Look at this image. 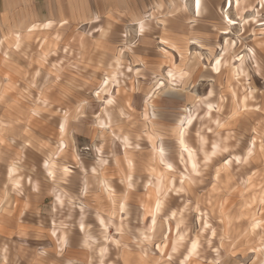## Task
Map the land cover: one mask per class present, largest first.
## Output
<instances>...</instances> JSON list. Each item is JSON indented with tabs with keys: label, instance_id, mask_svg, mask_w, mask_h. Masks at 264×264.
Here are the masks:
<instances>
[{
	"label": "rangeland",
	"instance_id": "rangeland-1",
	"mask_svg": "<svg viewBox=\"0 0 264 264\" xmlns=\"http://www.w3.org/2000/svg\"><path fill=\"white\" fill-rule=\"evenodd\" d=\"M166 1L121 6L131 9L130 21L113 20L111 13L72 26L57 20L10 52L0 70V174L17 165L25 202L33 181L38 185L33 198L40 207L26 224L40 222L43 238L53 220L67 225L82 264H262L264 9L260 0H236L230 11L238 12L237 23L225 32L218 23L223 0H201L199 16L195 0ZM137 16L147 18L142 33ZM226 47L216 72L210 50L215 55ZM158 80L164 86L153 95ZM97 91L114 103H101ZM181 120L185 144L178 138ZM61 138L68 148L57 157ZM77 157L78 171L65 176V163L76 169ZM49 158L54 179L43 167ZM106 178L111 195L102 189L104 180L112 189ZM170 187L184 191L167 192ZM60 237L67 241L64 231ZM81 239L88 241L84 249Z\"/></svg>",
	"mask_w": 264,
	"mask_h": 264
},
{
	"label": "crops",
	"instance_id": "crops-1",
	"mask_svg": "<svg viewBox=\"0 0 264 264\" xmlns=\"http://www.w3.org/2000/svg\"><path fill=\"white\" fill-rule=\"evenodd\" d=\"M147 3L162 5L166 4L167 1L0 0V70L7 68L10 52L17 53V45L20 46L25 37H40L42 32L49 31L57 20H61L59 24L72 26L73 24H83V22H88L89 20L98 21L103 14L111 13L113 20L130 21L132 19L131 9L129 7L122 9L121 6ZM178 3L179 1H176V4ZM98 6H111L112 8L105 10ZM141 17L144 16H137L136 25H138V18ZM144 18L146 22L147 18ZM116 62L118 63L119 61L116 60ZM115 78L116 76H108L104 80L108 82L110 79L113 80ZM103 84L105 85V83ZM63 125L65 134L67 128L65 119ZM2 143L3 140L0 138V145H3ZM63 143L65 151L68 148L67 141L63 139ZM13 166H15L16 171L9 175V170ZM102 178H100V184ZM106 179L110 185H113L111 180ZM8 180L12 182L11 188L7 184ZM16 180L20 182L19 189L14 187ZM112 185L110 194L102 186L103 191L111 195L114 189ZM84 188L87 189L86 187ZM23 192V178L18 173L17 165L12 163L8 166L7 174H0V264H82L81 255L83 251L80 252L81 257L75 254L76 252H73L69 229L63 228L56 223V229H59V231L57 236H53L52 232L55 229L52 224L50 225V237L43 238L40 222L37 224H26L25 217L34 216L40 207L37 205L38 200L33 198L34 196L35 198L38 197L40 188L33 181L30 192L33 199H31L32 202H25L22 196L24 195ZM62 231L67 236L66 245L63 248L60 247L61 243L58 240ZM80 232L84 233L83 231ZM81 240V249H84L88 245V241L86 239ZM43 244L51 245L54 250L46 252V247L41 246ZM10 246L15 251L12 254H9Z\"/></svg>",
	"mask_w": 264,
	"mask_h": 264
},
{
	"label": "snow or ice",
	"instance_id": "snow-or-ice-1",
	"mask_svg": "<svg viewBox=\"0 0 264 264\" xmlns=\"http://www.w3.org/2000/svg\"><path fill=\"white\" fill-rule=\"evenodd\" d=\"M235 2H236V0H223L222 4L220 6V15H219V18H218V23H219V26L221 28H223L225 32L231 31L232 29H231L230 26L235 25L237 23L236 15H238V12L236 14H233L230 11V9L234 6ZM200 8H201V0H195V14L197 16H199V14H200ZM260 8L264 9V0H260ZM244 22L246 23L247 21H244ZM138 24H139V31L142 33L144 31L145 21L144 20H139ZM125 35H131V34H125ZM133 38H135V37L133 36ZM228 45L234 47V42L233 41H228ZM17 47H19V45H17ZM226 51H227V47L222 49L221 52H217V53H215V55H212L211 54L212 50H210V59H214L215 60V65H216L215 71L216 72H220L221 71L219 65H221V63H222V58H223L222 53L226 52ZM248 51L252 52V49H248ZM254 55H255V53H253V56ZM217 56H221V58H216ZM236 58L239 59V60L243 59V57H240V56H237ZM262 70H264V69H262ZM37 75H39V73H37ZM182 75L183 76H187V73L184 72V73H182ZM168 76L171 77L172 79H175V77L173 75V72H171V71H169ZM104 83L106 84L107 81H104ZM163 86H164V81L158 80L156 82V84L154 85L153 89H152V94L155 95L156 90L157 89H162ZM209 95H211V93H209ZM96 98L100 99L101 103H104L106 105H112L114 103L113 99H111V98H102L101 97V93L99 91L96 92ZM77 112L78 113L80 112L79 108L77 109ZM145 119H147V117H145ZM184 123L185 122L183 120H181L180 125H179V131H178V135L180 137V143L181 144L184 143V139H183V137H184ZM187 123L191 124L192 120L188 119ZM100 127L101 128H106L107 125L102 123V124H100ZM60 131L61 132L64 131V125L63 124L60 125ZM209 131H211V129H209ZM253 143H255V141H253ZM215 147L216 146L213 145V148H215ZM64 148H65V146H64V143H63V139L61 138V140H60V142H59V144L57 146V150H55V152H54V155L59 157L60 154L64 151ZM223 151H228V149L224 148ZM162 152H163V149H161V153ZM249 154H251V152H249ZM213 155H215V152H213ZM76 159H77V168L76 169L70 167L67 163H65V165H64V167L62 169V171L65 174V176H68L69 174H75V172L78 171L79 158L77 157ZM50 160H51V158H49V160H44L43 161V167L45 169H48L47 176L48 177H52L54 179L55 178V173L52 171V168H55L56 165H55V163H50ZM226 162H229V161H226ZM180 163H185L182 156L180 157ZM205 163H207V160H205ZM167 167L171 170L173 165L172 164H168ZM15 171H16L15 166H13L9 170V175L14 173ZM92 171H95V169L93 168ZM192 171H193V173H195V175H197V176L200 175L199 171H197V165L195 163H193V165H192ZM127 180H128V185H127L128 189H132L133 188V183H132L133 176L131 174H129L128 177H127ZM179 182H180L181 185H183L184 178L181 177ZM29 183H31V179H29ZM14 187L17 188V189L20 188L19 180L15 181ZM173 191L176 192L177 194H179V193H182L184 191V189H183V187H180V188L170 187V188L167 189V192H173ZM167 192H165V195H167ZM126 195L127 194L125 193V196ZM55 199H56L58 205L61 208H63L64 207V200H62L59 195H57L55 197ZM160 207H161V205L158 202L156 204L157 210H159ZM80 211H81V213L83 212V207L80 208ZM119 212L121 214H125L126 213L125 203H120L119 204ZM173 215H175V213H173ZM201 215H203V213ZM69 218H71V217H69ZM80 220H81V222L79 223L78 227H79L80 231H83L84 228H85V224L83 222L84 218H83L82 215L80 217ZM152 221H153V224H155V215L152 216ZM99 222H100L101 225L105 224L104 220H100ZM52 224H53V228L55 229V230H53L52 235L53 236H57V233H58L59 229H56L55 220L52 221ZM202 224H203V228L204 229H210L211 228V225L207 222V220H203ZM61 227L66 228L67 225L61 224ZM213 235H215L214 232H213ZM147 238L148 237H145V239H147ZM58 240H59V242L61 244L66 242V240L63 237H58ZM197 244H198V241H193L192 242V250L193 251H195V249L197 248ZM175 251H176V249H175V247H173V252H175ZM169 259H171V258L169 257ZM253 264H256V261H253ZM262 264H264V261H262Z\"/></svg>",
	"mask_w": 264,
	"mask_h": 264
},
{
	"label": "bare ground",
	"instance_id": "bare-ground-1",
	"mask_svg": "<svg viewBox=\"0 0 264 264\" xmlns=\"http://www.w3.org/2000/svg\"><path fill=\"white\" fill-rule=\"evenodd\" d=\"M183 6V8L185 7V4H183L182 5ZM192 18V17H191ZM152 19V18H151ZM139 20H144L145 21V18L144 17H141V18H138V21ZM137 21V22H138ZM189 21V20H188ZM138 26H139V24H138ZM111 77H114L115 76V74H113V75H110ZM108 77V76H107ZM104 81H106V80H104ZM104 81H103V83H104ZM104 85V84H103ZM235 92V91H234ZM96 94V93H95ZM148 105V104H147ZM151 109V108H150ZM178 131H179V128H178ZM61 134H64V132L63 133H61ZM178 138H179V140H180V137H179V135H178ZM183 139H184V137H183ZM183 144H185V142L183 143ZM156 149H157V147H156ZM161 149V148H160ZM158 150V149H157ZM103 185H104V188H105V190H106V192L107 193H111V188H110V186L109 185H107L106 183H105V180L103 181ZM164 193H165V191H164ZM163 198V197H162ZM157 202V201H156ZM155 202V203H156ZM154 213V207H153V209H152V214Z\"/></svg>",
	"mask_w": 264,
	"mask_h": 264
}]
</instances>
